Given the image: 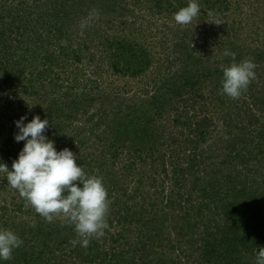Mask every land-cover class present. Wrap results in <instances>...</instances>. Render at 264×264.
Wrapping results in <instances>:
<instances>
[{"label":"trees","instance_id":"1","mask_svg":"<svg viewBox=\"0 0 264 264\" xmlns=\"http://www.w3.org/2000/svg\"><path fill=\"white\" fill-rule=\"evenodd\" d=\"M196 2L182 28L190 0H0V163L11 171L26 143L16 121L39 115L111 201L104 236L73 247L74 225L25 207L0 173V229L23 240L0 264H255L264 0ZM225 50L257 65L238 99L222 94Z\"/></svg>","mask_w":264,"mask_h":264},{"label":"clouds","instance_id":"2","mask_svg":"<svg viewBox=\"0 0 264 264\" xmlns=\"http://www.w3.org/2000/svg\"><path fill=\"white\" fill-rule=\"evenodd\" d=\"M200 12L196 0H190L175 13L174 19L177 24L188 25ZM98 15V10L93 9L85 24H90ZM212 23L219 25L223 20L217 18ZM224 55L231 56L234 62L230 66L221 65L222 94L238 99L257 78V65L251 58L235 62V52L225 50ZM26 119L27 116H22L16 121L19 131L15 140L26 141L19 158L13 161L11 171L6 163H0V173H6L7 182L18 190L25 207L30 205L47 222L62 217L67 224L74 225L77 239H72L71 245L80 244L86 248L91 238L103 237L108 228L111 201L103 179L86 175L83 167L77 164L76 154L69 148L57 151L54 141L45 135L51 123L49 119L36 115L25 124ZM31 226H36L34 220ZM22 244L23 240L13 231L0 229V258L12 259L13 250ZM255 264H264V248L258 251Z\"/></svg>","mask_w":264,"mask_h":264},{"label":"rangeland","instance_id":"3","mask_svg":"<svg viewBox=\"0 0 264 264\" xmlns=\"http://www.w3.org/2000/svg\"><path fill=\"white\" fill-rule=\"evenodd\" d=\"M228 21H231V19H228ZM262 23V22H261ZM250 26H252V22H251V25ZM181 27L182 28H184V25H181ZM205 30V29H204ZM262 31H264V30H262ZM262 31H260L261 33H263ZM249 34V33H248ZM204 35V33L202 34V36ZM254 37L256 38L255 40L257 41L258 39L260 40V37L259 36H252V38L251 39H254ZM201 38V37H200ZM220 52V51H219ZM220 53H222V52H220Z\"/></svg>","mask_w":264,"mask_h":264}]
</instances>
